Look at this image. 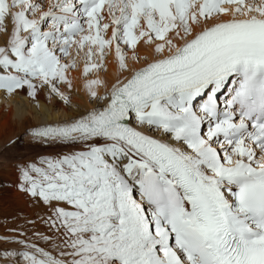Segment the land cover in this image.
I'll return each mask as SVG.
<instances>
[{
  "label": "snow or ice",
  "instance_id": "1",
  "mask_svg": "<svg viewBox=\"0 0 264 264\" xmlns=\"http://www.w3.org/2000/svg\"><path fill=\"white\" fill-rule=\"evenodd\" d=\"M6 18L14 31L0 47V90L9 94L27 87L35 98V81L54 93V82L71 86L76 60L62 59L73 49L85 75L113 45L122 72L123 46L159 41V58L114 85L101 107L31 132L79 150L22 168L24 190L52 207L57 254L15 241L26 250L5 255L264 264V0H0L5 32ZM100 84L87 85L94 100Z\"/></svg>",
  "mask_w": 264,
  "mask_h": 264
},
{
  "label": "bare ground",
  "instance_id": "2",
  "mask_svg": "<svg viewBox=\"0 0 264 264\" xmlns=\"http://www.w3.org/2000/svg\"><path fill=\"white\" fill-rule=\"evenodd\" d=\"M44 4L46 7L47 0ZM222 19L228 20L231 16H224ZM4 27L7 31L0 30V47L7 48L14 31V23L6 18ZM110 34L111 29L109 36ZM170 35L175 43H183L173 34ZM156 43L159 41L149 45L146 38L142 39L135 52L130 47L123 46L128 63V71L124 72L119 67L113 45L107 54L109 58L101 62L103 66L99 70H94L92 77L84 73L83 53L80 56L76 55L77 61H81L80 69L72 71L69 68L66 73L71 86L64 82H54L58 88V92L55 93L51 91L50 85L41 86L39 81H35L37 84L35 98L29 94L30 90L27 87L12 94L0 90V264H26L19 255H5L26 250L23 244L15 241L34 243L57 254L56 244L59 243L60 233L49 223V217L54 215L52 207L24 190L22 168L30 164L29 160L34 156H55L79 149L56 140L32 139L28 137V133L44 125L66 124L106 104L102 98L110 95L114 85L129 78L133 71L145 67L147 62L159 58L155 52ZM128 48L131 50L128 51ZM72 54H76L75 49ZM134 54L139 55V62L133 59ZM164 55H168V52L165 51ZM71 62L69 59V64ZM62 63L65 61L62 60ZM92 80L101 81L94 89L101 99L94 100L89 93L87 85ZM162 135L157 133L159 137ZM41 237L50 239L45 240Z\"/></svg>",
  "mask_w": 264,
  "mask_h": 264
},
{
  "label": "rangeland",
  "instance_id": "3",
  "mask_svg": "<svg viewBox=\"0 0 264 264\" xmlns=\"http://www.w3.org/2000/svg\"><path fill=\"white\" fill-rule=\"evenodd\" d=\"M43 3H45V0H43ZM22 35H27V34H22ZM127 50L130 51L131 49L128 48ZM108 58H109V56H106L105 60H107ZM69 59H71V61L73 59H75L77 61L78 57L76 56V54H72V56L64 57L62 60L65 61V63H69ZM80 63H81V61L80 62L77 61V66L75 68H71V70L73 71L74 69H76L78 71L80 69L79 68L80 65H81ZM76 70H74V71H76ZM0 71H2V70H0ZM0 73H2V72H0ZM92 75H93V71L88 74L89 77H92ZM91 100H93V99H91ZM67 104H68V106H70L69 103H67ZM55 156H57V155H55ZM41 157L45 158V157H52V156L51 155H48V156H41V155L40 156H34V157L31 158V160H29V163H37L38 164V161L40 160Z\"/></svg>",
  "mask_w": 264,
  "mask_h": 264
}]
</instances>
